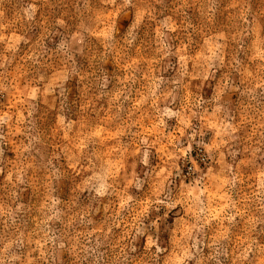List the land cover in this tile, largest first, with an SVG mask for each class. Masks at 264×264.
Wrapping results in <instances>:
<instances>
[{
    "label": "rangeland",
    "instance_id": "obj_1",
    "mask_svg": "<svg viewBox=\"0 0 264 264\" xmlns=\"http://www.w3.org/2000/svg\"><path fill=\"white\" fill-rule=\"evenodd\" d=\"M0 264H264V0H0Z\"/></svg>",
    "mask_w": 264,
    "mask_h": 264
}]
</instances>
